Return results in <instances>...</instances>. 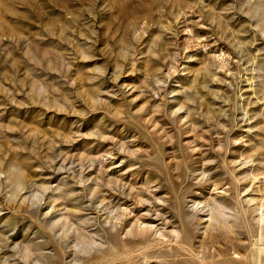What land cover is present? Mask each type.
I'll return each instance as SVG.
<instances>
[{"label":"rangeland","instance_id":"374dc122","mask_svg":"<svg viewBox=\"0 0 264 264\" xmlns=\"http://www.w3.org/2000/svg\"><path fill=\"white\" fill-rule=\"evenodd\" d=\"M73 262L264 264V0H0V264Z\"/></svg>","mask_w":264,"mask_h":264},{"label":"bare ground","instance_id":"6f19581e","mask_svg":"<svg viewBox=\"0 0 264 264\" xmlns=\"http://www.w3.org/2000/svg\"><path fill=\"white\" fill-rule=\"evenodd\" d=\"M36 262V260H34V263ZM76 262V261H75ZM73 264H74V262H73Z\"/></svg>","mask_w":264,"mask_h":264}]
</instances>
